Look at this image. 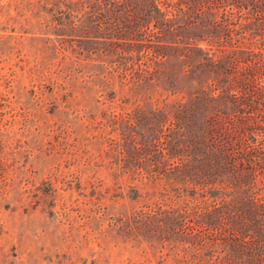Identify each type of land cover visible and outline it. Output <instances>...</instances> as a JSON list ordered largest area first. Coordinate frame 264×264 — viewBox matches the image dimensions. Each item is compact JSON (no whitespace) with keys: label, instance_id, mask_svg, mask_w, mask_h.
Listing matches in <instances>:
<instances>
[{"label":"trees","instance_id":"obj_1","mask_svg":"<svg viewBox=\"0 0 264 264\" xmlns=\"http://www.w3.org/2000/svg\"><path fill=\"white\" fill-rule=\"evenodd\" d=\"M52 2L70 60L99 47L134 65L121 87L141 123L129 154L159 153L135 164L172 208L150 236L190 243L191 263L264 264V0Z\"/></svg>","mask_w":264,"mask_h":264},{"label":"rangeland","instance_id":"obj_2","mask_svg":"<svg viewBox=\"0 0 264 264\" xmlns=\"http://www.w3.org/2000/svg\"><path fill=\"white\" fill-rule=\"evenodd\" d=\"M51 1L0 0V264H197L190 243L150 236L172 208L135 164L159 153L129 154L141 123L121 87L134 65L99 47L70 60Z\"/></svg>","mask_w":264,"mask_h":264}]
</instances>
